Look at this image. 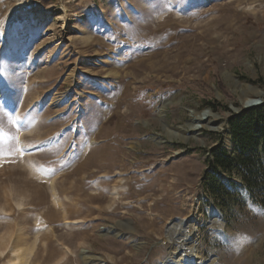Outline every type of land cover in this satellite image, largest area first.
I'll use <instances>...</instances> for the list:
<instances>
[{"label": "rangeland", "instance_id": "374dc122", "mask_svg": "<svg viewBox=\"0 0 264 264\" xmlns=\"http://www.w3.org/2000/svg\"><path fill=\"white\" fill-rule=\"evenodd\" d=\"M258 90L264 0H0V264H160L197 202L204 258L264 264V179L207 175Z\"/></svg>", "mask_w": 264, "mask_h": 264}, {"label": "trees", "instance_id": "16d2710c", "mask_svg": "<svg viewBox=\"0 0 264 264\" xmlns=\"http://www.w3.org/2000/svg\"><path fill=\"white\" fill-rule=\"evenodd\" d=\"M210 104L215 109L221 105L213 101ZM225 107L231 110L228 105ZM228 127L234 148L231 151L219 145L209 148L207 163L211 170L207 175L214 185L228 190L216 173L238 167L243 171V180L254 189L253 182L264 179V104L243 108L238 113L232 111Z\"/></svg>", "mask_w": 264, "mask_h": 264}, {"label": "bare ground", "instance_id": "6f19581e", "mask_svg": "<svg viewBox=\"0 0 264 264\" xmlns=\"http://www.w3.org/2000/svg\"><path fill=\"white\" fill-rule=\"evenodd\" d=\"M259 97L264 98V92L261 90H258L254 96L247 95V100ZM191 115L190 127L193 131L204 127L212 130L224 128V122L214 119L215 115L211 109H205L202 112L192 111ZM186 132L187 130H183L181 135L183 136ZM172 134L177 135L178 130L173 131ZM227 140L230 143L229 146H231V140L229 138ZM202 222L203 217L199 215L198 202L191 216L172 220L166 229V239L165 237L163 238L169 244L168 257L161 261L160 264H213L214 257L204 258L201 255L200 225ZM210 226L220 231L225 227L223 215L215 209L211 210ZM83 258L87 264H93L95 260H99L101 264H110L106 259L95 257L88 251L83 253Z\"/></svg>", "mask_w": 264, "mask_h": 264}, {"label": "water", "instance_id": "95a60500", "mask_svg": "<svg viewBox=\"0 0 264 264\" xmlns=\"http://www.w3.org/2000/svg\"><path fill=\"white\" fill-rule=\"evenodd\" d=\"M258 104H264V99L262 98V97H259V98H256V99H249V100H247V101H244L243 102V107L242 108H233L234 109V111L236 112V113H238L240 110H242L243 108H247V107H250V106H254V105H258ZM226 131L228 132V133H230V129H229V127H227V129H226ZM227 137H229V139L231 140V146L229 147V150H232V148H233V145H234V142H233V140H232V138H231V136L229 135V136H227ZM211 209H215V210H217L221 215H222V212L220 211V209L214 204V203H212L211 204ZM114 229V228H113ZM112 229V230H113ZM167 229V228H166ZM114 231V230H113ZM114 234V233H113ZM114 235H117V236H120V237H124L125 236V234H123V233H120V234H114Z\"/></svg>", "mask_w": 264, "mask_h": 264}]
</instances>
